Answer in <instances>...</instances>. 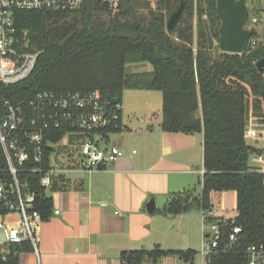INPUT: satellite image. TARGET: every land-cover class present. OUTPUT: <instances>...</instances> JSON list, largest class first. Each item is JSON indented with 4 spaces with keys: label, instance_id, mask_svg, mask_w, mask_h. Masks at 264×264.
<instances>
[{
    "label": "trees",
    "instance_id": "trees-1",
    "mask_svg": "<svg viewBox=\"0 0 264 264\" xmlns=\"http://www.w3.org/2000/svg\"><path fill=\"white\" fill-rule=\"evenodd\" d=\"M152 1L154 7L151 0H122L110 8L104 0H82L80 9L73 12H15L17 33L25 37L31 52L39 54L27 78L0 87V99L27 108L39 93L95 92L121 104L125 91L159 92L162 132L202 133L204 174L200 192L190 189L171 194L164 208L153 213L176 217L211 211L213 193L234 192L236 214L232 222L221 225L220 246L228 242L232 227L240 228L238 240L229 251L216 250L206 256L204 264H248V247L264 243V175L250 165L251 157L262 150L244 136L250 117L264 123V83L255 67L264 59V44L242 54L221 52L216 0ZM180 4L181 19L168 35L166 19ZM259 13L253 11L249 16L260 19ZM133 63H148L151 71L127 76L125 66ZM123 129L121 123L117 130L102 134L108 142L109 135ZM63 136L62 131L44 132V169L55 151L53 145ZM4 168L0 148V169ZM24 177L31 182L28 189L35 195L34 208L41 223L45 222L53 213L52 198L40 185V175ZM175 255L193 264L197 252L155 246L123 252L119 264H157ZM8 264H36V257L27 247Z\"/></svg>",
    "mask_w": 264,
    "mask_h": 264
},
{
    "label": "built area",
    "instance_id": "built-area-1",
    "mask_svg": "<svg viewBox=\"0 0 264 264\" xmlns=\"http://www.w3.org/2000/svg\"><path fill=\"white\" fill-rule=\"evenodd\" d=\"M121 1L104 0L110 8ZM81 4L82 0H0V87L27 78L39 54L31 52L25 37L17 33L13 14L32 10L73 12L80 9ZM259 23L257 17H248L245 25L251 32L248 48L264 44V32L259 33ZM261 76L264 83V70ZM105 105V97L95 92L39 93L28 102L27 108L0 99V148L5 160V168L0 169V264H8L27 247L35 257L38 253L40 214L34 208L35 195L28 189L31 182L24 175H40V185L48 189L67 173H93L122 157V151L107 145L102 134L108 129H118L122 123V104L111 105L107 113ZM48 131L64 132L53 147L59 145L67 151L55 150L44 169L43 141L44 132ZM244 136L246 142L262 150L251 157L250 165L251 170L264 175V123L250 117ZM214 213L213 209L200 212L202 264L204 258L216 250L229 251L240 233L239 227L230 228L228 242L220 246L224 237L220 227L232 222L233 217H214ZM54 214L57 215L58 211ZM211 217L217 220L210 222ZM247 263L264 264V243L248 247Z\"/></svg>",
    "mask_w": 264,
    "mask_h": 264
},
{
    "label": "crops",
    "instance_id": "crops-1",
    "mask_svg": "<svg viewBox=\"0 0 264 264\" xmlns=\"http://www.w3.org/2000/svg\"><path fill=\"white\" fill-rule=\"evenodd\" d=\"M248 3L261 7L264 0ZM161 119L160 112L155 122L136 118L137 123L132 124L122 112V137L112 144L110 135L107 142L118 147L122 157L93 173L60 177L46 189L53 201V213L39 226L38 264H119L123 252L155 246L162 249L163 238L181 229L193 227L199 232L198 211L172 218L146 211L150 199L155 209L162 210L171 194L195 189L196 184L200 192L204 174L202 133L162 132ZM227 193L218 195V202L223 201L219 206L212 200L217 194L211 195L214 217L228 218L224 203ZM234 198L236 206V194ZM180 223L181 229L177 226Z\"/></svg>",
    "mask_w": 264,
    "mask_h": 264
},
{
    "label": "rangeland",
    "instance_id": "rangeland-1",
    "mask_svg": "<svg viewBox=\"0 0 264 264\" xmlns=\"http://www.w3.org/2000/svg\"><path fill=\"white\" fill-rule=\"evenodd\" d=\"M202 1V0H201ZM152 6L154 7V2L151 0ZM247 9L248 12L251 14L253 11H257L256 9L260 10V23L258 25V30L260 34H263L264 32V5H261V7H256L255 5L252 6V4L248 3ZM254 7V8H253ZM176 11V10H175ZM174 11V12H175ZM173 12V13H174ZM259 12V11H257ZM115 12H113L114 14ZM170 16V15H169ZM168 16V17H169ZM167 17V18H168ZM151 71V66L148 63H133V64H127L125 66V74L127 76L130 75H135L139 73H145V72H150ZM136 91H125L122 96V112L124 117L129 116L131 118L132 124H136L139 119L145 121L146 123H150L151 121L155 122L156 118L161 112V94L159 92H140V94L135 95ZM149 95H147V94ZM151 118L148 119V118ZM138 118V120H136ZM122 133H117V134H111L110 139L112 140V144H116L119 139H121ZM75 140H78V137L75 138ZM65 143V140L62 141ZM262 147V145L260 144ZM55 150L62 152L64 150H59L61 149L59 145H57ZM67 151V150H65ZM71 173H67L66 177L70 176ZM196 193L200 187L198 185H195ZM48 194L54 195V192H48ZM222 194V193H220ZM227 198L225 199V215L228 218L234 217L236 214L235 211V198H234V192L229 191ZM218 195H214L212 200L213 204L215 206H219L218 204L223 203L222 200L218 202L219 198ZM194 212V211H192ZM197 212V211H195ZM169 217V216H168ZM172 218V217H169ZM174 221V220H173ZM180 223L177 225L179 228L182 227ZM181 229V228H180ZM164 243L162 249H168L171 248L173 251H186V250H193L197 252V255H195V258L193 260V264H202V258L200 255V248H201V241H202V232H201V224H199V232L196 233L192 227V229H181L179 232H174L169 235V237H164L163 238ZM168 245V246H166ZM168 247V248H167ZM153 248H148L147 250H151ZM36 261L38 264V253L36 255ZM145 264H152L149 261H146ZM157 264H191L190 262H185L184 259H180L178 256H169L167 258H163L160 260Z\"/></svg>",
    "mask_w": 264,
    "mask_h": 264
},
{
    "label": "water",
    "instance_id": "water-1",
    "mask_svg": "<svg viewBox=\"0 0 264 264\" xmlns=\"http://www.w3.org/2000/svg\"><path fill=\"white\" fill-rule=\"evenodd\" d=\"M248 0H216V15L220 20L218 30V47L221 52L242 54L247 51L251 32L245 28L249 12L246 2ZM183 5L177 8L165 22L166 32L171 35L182 16ZM259 73L264 70V59L255 64ZM105 113L109 111L111 105L118 103L117 99L110 96L105 97ZM155 209L153 199L146 204V211L151 214Z\"/></svg>",
    "mask_w": 264,
    "mask_h": 264
}]
</instances>
